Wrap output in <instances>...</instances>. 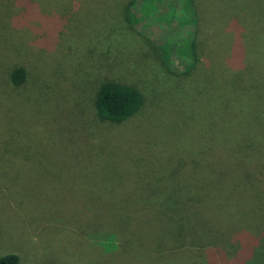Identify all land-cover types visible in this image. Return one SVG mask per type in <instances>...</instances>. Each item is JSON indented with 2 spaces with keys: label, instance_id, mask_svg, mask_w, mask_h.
<instances>
[{
  "label": "rangeland",
  "instance_id": "374dc122",
  "mask_svg": "<svg viewBox=\"0 0 264 264\" xmlns=\"http://www.w3.org/2000/svg\"><path fill=\"white\" fill-rule=\"evenodd\" d=\"M126 4L0 0V256L15 253L19 264L264 261V205H244L240 192L234 205L140 202L153 190L197 191L202 164L217 166L218 143L243 114L217 105L224 91L238 95L225 80H264V0H199L206 57L191 77L160 73L151 53L137 52L144 42L124 25ZM159 24L134 29L155 43L177 35ZM20 66L28 77L16 88L9 77ZM106 77L146 96L121 124L101 121L93 107ZM106 194L138 205H104Z\"/></svg>",
  "mask_w": 264,
  "mask_h": 264
},
{
  "label": "trees",
  "instance_id": "16d2710c",
  "mask_svg": "<svg viewBox=\"0 0 264 264\" xmlns=\"http://www.w3.org/2000/svg\"><path fill=\"white\" fill-rule=\"evenodd\" d=\"M198 2L199 0H127L123 17L124 25L128 31L138 35L137 41L144 42L142 44L138 42L139 47L136 50L139 52L142 46L145 48L146 55L151 53L158 64V72L180 74L186 77L200 73L198 72L199 64L206 57L205 41L207 39ZM164 5H166L165 13L161 10ZM156 22L177 30V35L168 36L155 43L153 34L148 36L141 31L137 33L134 29V26L139 24ZM118 41L121 43L120 39ZM176 68L182 71L178 72ZM27 77L26 68L17 67L10 74L9 84L16 88L23 87ZM224 86L234 88L238 95L231 90L224 91V94L218 97V104L215 103L224 105L231 102V105L232 103L239 105V109L243 107L240 109L243 114L238 115V120L234 124L236 131L234 133L229 131L228 136H223L224 139L218 143L217 156L219 157L214 162L217 166L214 164L212 168L208 163L202 164L206 172L202 178L201 188L197 191L182 194L153 190V193L141 195V203L234 205L231 203L230 196L240 192V199H245L244 205H264V112L259 109L264 107V80H246L237 77L225 80ZM145 104L146 96L136 84L117 78L106 77L100 81L93 97V107L97 118L114 124H121L134 117ZM247 113H250L249 118L246 116ZM243 125L251 130L247 133L243 132ZM201 148L199 151L205 157L208 153L203 150L204 146ZM186 164L179 165V168L187 167ZM186 171L185 174L192 172ZM175 174L176 172L172 171L171 175ZM95 192H98L97 188L91 187V193ZM122 195L119 193V197ZM105 196L109 203L104 205H138L133 204L129 197L111 203L110 200L113 198L111 196L107 198V194ZM119 197L115 195L114 199ZM262 248L260 254H257L264 256V246ZM19 263L20 258L15 253L0 256V264ZM261 263L263 264L264 261L259 259L258 264Z\"/></svg>",
  "mask_w": 264,
  "mask_h": 264
}]
</instances>
